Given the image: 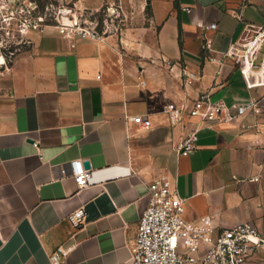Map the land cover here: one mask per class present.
<instances>
[{
  "label": "crops",
  "instance_id": "crops-1",
  "mask_svg": "<svg viewBox=\"0 0 264 264\" xmlns=\"http://www.w3.org/2000/svg\"><path fill=\"white\" fill-rule=\"evenodd\" d=\"M113 1L67 0L91 11ZM121 1L130 16L121 35L72 47L53 27L32 30L0 70V264H52L60 245L72 247L63 264H130L149 184L162 175L187 199V220L263 226L264 113L201 123L187 108L208 93L236 113L259 96L231 61L210 58H222L244 27H264V0ZM168 103L185 108L181 123H170ZM137 115L152 127L133 123ZM198 123L196 149L178 153ZM74 161L92 171L81 190ZM80 207L86 221L74 230L68 216Z\"/></svg>",
  "mask_w": 264,
  "mask_h": 264
},
{
  "label": "built area",
  "instance_id": "built-area-1",
  "mask_svg": "<svg viewBox=\"0 0 264 264\" xmlns=\"http://www.w3.org/2000/svg\"><path fill=\"white\" fill-rule=\"evenodd\" d=\"M43 1L46 2L44 8L31 1L23 8L21 19L16 16L17 11L13 13L17 22L13 32L26 36L32 30L43 33L53 27L75 47L77 40L96 42L110 35H121L130 19L121 0L108 3L100 11L77 9L75 3L71 5L67 0ZM238 19L243 20V15L239 14ZM214 29L217 24L204 27L205 32ZM206 47H211L209 38H206ZM210 61L220 64L231 61L238 68L246 88L256 91L259 96L239 105L236 113H232L224 100L212 101L210 95L204 93L194 107L187 108L188 113L199 116L201 123H230L249 113L261 116L264 113V27H244L242 36L223 57H211ZM164 65L172 69L176 63L164 59ZM183 76L187 80L196 78L187 71H183ZM163 110L172 125L184 119L185 108L175 103H168ZM131 121L145 130L152 127L151 119L142 115L131 118ZM201 123L178 143V153L189 154L196 149ZM34 146L38 148V143ZM72 165L78 190L88 187L93 182L92 171L85 168L82 161H74ZM61 173L65 175L66 170ZM148 192L149 203L131 245L130 264H249L255 253L264 249V228L250 222L217 230L210 218L187 220V199L180 196L177 185L168 175L151 182ZM68 221L74 230L80 229L86 221V208L80 207L70 213ZM71 250L72 247L58 246L50 256L52 264H63Z\"/></svg>",
  "mask_w": 264,
  "mask_h": 264
},
{
  "label": "rangeland",
  "instance_id": "rangeland-1",
  "mask_svg": "<svg viewBox=\"0 0 264 264\" xmlns=\"http://www.w3.org/2000/svg\"><path fill=\"white\" fill-rule=\"evenodd\" d=\"M31 1L37 2L40 8L46 5L43 0H0V70L10 67L25 46L26 36L13 32L17 22L12 15L17 11L16 16L21 19L24 16L23 8ZM261 187L264 199V173L261 178ZM263 228L264 223L261 229ZM249 264H264V249L258 250Z\"/></svg>",
  "mask_w": 264,
  "mask_h": 264
},
{
  "label": "water",
  "instance_id": "water-1",
  "mask_svg": "<svg viewBox=\"0 0 264 264\" xmlns=\"http://www.w3.org/2000/svg\"><path fill=\"white\" fill-rule=\"evenodd\" d=\"M85 168H87V169L90 168L89 163H86V164H85Z\"/></svg>",
  "mask_w": 264,
  "mask_h": 264
}]
</instances>
